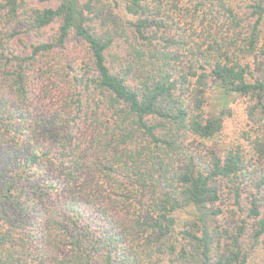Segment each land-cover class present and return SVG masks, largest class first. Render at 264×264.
<instances>
[{
	"label": "trees",
	"instance_id": "1",
	"mask_svg": "<svg viewBox=\"0 0 264 264\" xmlns=\"http://www.w3.org/2000/svg\"><path fill=\"white\" fill-rule=\"evenodd\" d=\"M256 256L264 0H0V264Z\"/></svg>",
	"mask_w": 264,
	"mask_h": 264
},
{
	"label": "rangeland",
	"instance_id": "2",
	"mask_svg": "<svg viewBox=\"0 0 264 264\" xmlns=\"http://www.w3.org/2000/svg\"><path fill=\"white\" fill-rule=\"evenodd\" d=\"M228 107L232 112V116H228L224 120V126L221 133L217 134L213 140L218 141L223 146H228L231 143L242 144V147L246 148V142L240 137V134L246 128V119L244 114L243 99L235 97ZM248 149V148H247ZM258 261V256L251 261L250 264H255Z\"/></svg>",
	"mask_w": 264,
	"mask_h": 264
}]
</instances>
